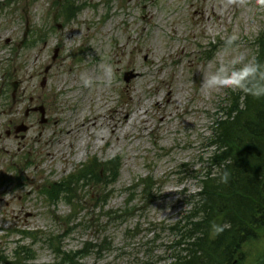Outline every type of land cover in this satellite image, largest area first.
I'll return each mask as SVG.
<instances>
[{"label":"rangeland","instance_id":"obj_1","mask_svg":"<svg viewBox=\"0 0 264 264\" xmlns=\"http://www.w3.org/2000/svg\"><path fill=\"white\" fill-rule=\"evenodd\" d=\"M76 1L78 10L65 20L63 0H0V147L9 149L0 148V196L7 201L0 202V253L10 255L19 241L32 249L33 263L52 264L50 237L53 250L56 244L62 251L85 249L82 264H167L178 239L170 228L191 214L200 190L195 176L209 168L213 123L226 117L240 74L254 61L264 4ZM233 35L238 39L229 43ZM48 65L53 74L46 82L34 75L26 95L15 90L16 77L43 73ZM103 65L111 66L110 78ZM82 73L94 80L93 87H83ZM55 74L70 80L60 79L55 87ZM23 95L24 102H16ZM96 103L104 107L100 124L82 125L86 120L79 113L92 117ZM140 107L146 128L135 123L124 135L110 133L116 112L118 128L125 111ZM53 116L77 132L60 152L55 143L65 133ZM101 131L105 138L93 148ZM26 132L30 137L23 141ZM82 137L84 150L76 158ZM92 158L97 163L115 158L117 168L110 174L93 170L88 180L70 184L73 206L63 194L42 197L44 185L75 175ZM23 232L38 236L31 241ZM257 234L244 247L242 264H256L264 252V229Z\"/></svg>","mask_w":264,"mask_h":264},{"label":"trees","instance_id":"obj_2","mask_svg":"<svg viewBox=\"0 0 264 264\" xmlns=\"http://www.w3.org/2000/svg\"><path fill=\"white\" fill-rule=\"evenodd\" d=\"M73 0H63L67 19L74 16L77 7ZM254 63L264 73V29L255 40ZM241 72L239 84L248 77ZM259 79L248 81L255 86ZM212 143L215 146L209 161V168L203 176L196 175L200 190L193 196V209L170 229L176 231L177 241L171 247L167 264H242L244 247L257 238V232L264 229V98L256 99L240 89L231 93L226 117L213 123ZM115 158L97 163L89 160L76 171L58 183L43 187L46 198L56 200L67 195L70 184L92 177L93 170L113 173L117 168ZM111 170V171H110ZM227 170L231 179L227 185L218 183V173ZM78 176V177H77ZM150 179L145 180L149 183ZM75 207L72 214H75ZM227 225L219 235L212 231V225ZM34 241L36 233L23 232ZM56 238V237H54ZM48 247L56 260L52 264H82L79 258L84 250L62 251L54 240L47 237ZM58 241V240H56ZM18 241L10 255L0 253V264H38L30 246ZM256 264H264V252L256 258ZM44 264V263H39Z\"/></svg>","mask_w":264,"mask_h":264},{"label":"bare ground","instance_id":"obj_3","mask_svg":"<svg viewBox=\"0 0 264 264\" xmlns=\"http://www.w3.org/2000/svg\"><path fill=\"white\" fill-rule=\"evenodd\" d=\"M52 74H53V71L51 70V67L48 65L47 66V70L45 72H43V73L42 72L32 73V74L28 75L27 77H25L24 79L23 78H20V77H16L13 80V83L15 85V90L16 89L17 90L19 89L20 91L22 90L23 91V94L26 95L25 94V90H26L27 82L30 79H32V77L34 75L35 76H38L39 79H41L42 81L46 82L47 78L50 75H52ZM140 75H142V74H140ZM68 77L69 76H67V75L64 76V78L66 79V81H67V79L70 80V78H68ZM64 78L59 77V76H57L55 74L54 75V83H53L55 85V87L57 86V84H60L58 80L64 79ZM73 86L74 85H72V83H70V84H68V88L67 89L68 90H72L73 89ZM59 88H60V86L58 88H56L54 94H52L50 96V99H54L55 94L57 95V92L58 91L60 92L62 90V87L60 89ZM24 95L21 98L16 99V102H18V103L24 102V100L22 99L24 97ZM174 97H175L176 100L179 99V94L177 93ZM165 98L167 99L168 102L172 103L173 94H172V91H171L170 88H166ZM32 99H33V101L35 103V106L39 105V103L37 104L35 102L34 98H32ZM50 99H49V101H50ZM155 104L158 105V107H161V105L159 104L158 101H156ZM103 109H104V107H100L99 103H96L93 106V108H92V111H93V116L92 117L86 116L85 115V110H82L79 113V116H83V118L86 120V124L85 123H82V125H84V126H87V125L94 126V125H96V123L99 125L100 124L99 121L101 122L102 118L98 120L97 116H98L99 112L102 111ZM141 110L142 109L140 107V108H138L137 110H135L133 112L125 111L124 116H123L124 120L123 121L118 120L119 121V124H120L118 128H116V125L117 124L114 121V118L117 116V112H116L115 116H112V118L110 119L111 120L110 123H112L111 126H110V129H109L110 133L116 134L117 132H119V134H123L124 135L125 133H129V131L134 128L135 123H140V125H141L142 128H146L147 125H148V123L146 121L145 122L142 121L143 114H139V113H143V112H141ZM3 114H4V112L1 111L0 112V116L3 115ZM53 118H54V122H55L56 127L57 128H63L64 133H65V134H63V137H62L63 139L62 140H57L56 143H55V150L57 148V150L60 152V150H64V147H66L65 141L68 140V139H70L74 135H76L77 132H76L75 129L70 128V127L66 126L65 124H62L60 122V119H59L58 116H53ZM28 120H29L28 119V115H26L25 116V119L23 120V122L26 121L25 124L27 126V129H30L31 128V125L29 124V122H27ZM159 120H160V122H163L164 117L160 116ZM28 133L29 132H26L25 134H22L21 135V139L23 141L26 139V136L30 137V134H28ZM37 137L40 138L41 137V133H38ZM103 138H105V135H104V132L101 131V132H99L98 136L95 139L96 141L93 144V148H96L97 145H98L97 144L98 143L97 141L100 140V139H103ZM69 143H70V140H69ZM15 145L17 147L16 149H18V151L19 150L21 151V148H22L21 143L20 142H16ZM83 145H85V137H82L81 140L78 142V144H76L77 150H78V153L75 155L76 158H80V156L82 154V152H80V151H83L84 150L83 148H81ZM0 148H3L4 151H6V152H8V150H9L6 147H2V146ZM79 148H81V149H79ZM46 153L50 156V153L48 152V150H46ZM63 153H64V151L60 153V154H62L61 159L66 164L67 158L63 156ZM3 193H4V191H2V194ZM3 201H5V204L7 205V201L3 197L0 196V202H3ZM22 209H24V208H22Z\"/></svg>","mask_w":264,"mask_h":264},{"label":"clouds","instance_id":"obj_4","mask_svg":"<svg viewBox=\"0 0 264 264\" xmlns=\"http://www.w3.org/2000/svg\"><path fill=\"white\" fill-rule=\"evenodd\" d=\"M261 4H264V0H260ZM238 37L233 35L229 38V43L236 41ZM249 75L245 78L244 81L235 87H238L241 91L245 92L247 95L252 96L253 98L260 99L264 98V73L260 72L259 66L256 65L254 62L249 63L245 66ZM102 71L104 72L105 76L110 78L112 74V68L110 65H103ZM251 79H259V82L253 86L249 87L248 81ZM80 80L83 84L84 88H91L94 85V80L90 78L87 74L82 73L80 76ZM218 183L227 185L231 179V173L227 170H223L222 172L218 173ZM227 225H220L214 224L212 225V231L219 235L222 233Z\"/></svg>","mask_w":264,"mask_h":264}]
</instances>
